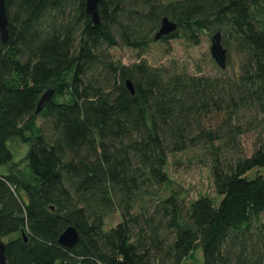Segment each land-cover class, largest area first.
Segmentation results:
<instances>
[{"label":"trees","instance_id":"trees-1","mask_svg":"<svg viewBox=\"0 0 264 264\" xmlns=\"http://www.w3.org/2000/svg\"><path fill=\"white\" fill-rule=\"evenodd\" d=\"M4 3L6 264H185L197 251L200 264H264V177L245 178L264 170V0H100L98 25L85 0ZM163 18L177 29L154 41ZM217 31L242 56L237 76L171 73L142 59L156 42L197 45ZM120 48L136 51L137 62L115 60ZM49 88L55 97L35 114ZM14 138L29 145L22 168L8 146ZM188 154L208 169L217 201L186 203L170 188V158ZM68 227L79 235L70 249L58 243Z\"/></svg>","mask_w":264,"mask_h":264},{"label":"rangeland","instance_id":"rangeland-1","mask_svg":"<svg viewBox=\"0 0 264 264\" xmlns=\"http://www.w3.org/2000/svg\"><path fill=\"white\" fill-rule=\"evenodd\" d=\"M213 34L201 33L197 45L188 44L182 40H170L166 44L156 42L142 53V59L153 68L163 67L171 73L188 74L191 76L217 77L220 73L227 76L239 74V67L242 62V56L235 52L232 42L225 38L224 48L228 52V63L226 68L221 70L213 61L210 55L211 37ZM223 40V35L221 34ZM111 54L115 60L121 61L124 65L137 62V52L130 49H113ZM41 125V121H37ZM254 137L251 134L242 137L243 147L246 156H249L252 150V141ZM8 146L13 155V161L20 168L25 164L24 158L28 151L29 145L22 143L19 139H10ZM173 165L168 166V174L171 180L170 188L179 195L186 203L207 197L217 201L208 169L205 166L197 164L196 160L188 155H176L170 158ZM7 169H4L6 172ZM259 174L264 177L263 169H253L246 173L247 180H253ZM119 222L117 214L110 216L105 222V228L115 226ZM8 237L5 239L8 240ZM4 242V241H2ZM196 262L186 261L185 264H200L201 252L195 253Z\"/></svg>","mask_w":264,"mask_h":264},{"label":"water","instance_id":"water-1","mask_svg":"<svg viewBox=\"0 0 264 264\" xmlns=\"http://www.w3.org/2000/svg\"><path fill=\"white\" fill-rule=\"evenodd\" d=\"M100 0H85V12L86 15L90 17V20L93 25L99 24V16H98V3ZM8 19L5 9L4 0H0V40L4 44L7 41L8 37ZM177 29V26L174 22H171L167 18H163L160 23V27L154 36V41H160L164 37H167L174 33ZM226 50L223 48L221 44V34L219 31L215 32L211 37V47H210V55L215 62V64L221 69L224 70L226 68ZM124 86L126 91L130 96L135 95V90L132 86V83L127 80L124 82ZM56 95L55 88L47 89L40 97L36 108L35 114L39 113L46 102L51 101ZM22 238L26 241V235L24 232H21ZM79 241V235L76 230L72 227L66 228L60 237L58 238V243L65 248H72ZM5 245L0 240V264H6L5 261Z\"/></svg>","mask_w":264,"mask_h":264}]
</instances>
